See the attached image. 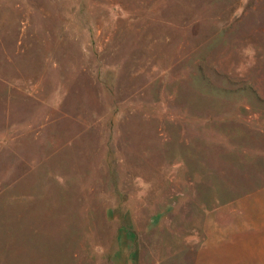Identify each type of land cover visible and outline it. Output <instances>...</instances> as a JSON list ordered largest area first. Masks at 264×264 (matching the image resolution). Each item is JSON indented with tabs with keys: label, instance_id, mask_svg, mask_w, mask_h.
<instances>
[{
	"label": "rangeland",
	"instance_id": "obj_1",
	"mask_svg": "<svg viewBox=\"0 0 264 264\" xmlns=\"http://www.w3.org/2000/svg\"><path fill=\"white\" fill-rule=\"evenodd\" d=\"M0 264H264V0H0Z\"/></svg>",
	"mask_w": 264,
	"mask_h": 264
}]
</instances>
